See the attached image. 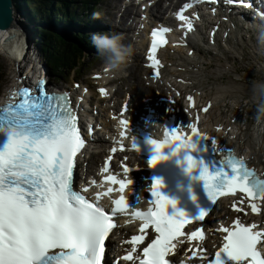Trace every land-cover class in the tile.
<instances>
[{"label":"snow or ice","instance_id":"1","mask_svg":"<svg viewBox=\"0 0 264 264\" xmlns=\"http://www.w3.org/2000/svg\"><path fill=\"white\" fill-rule=\"evenodd\" d=\"M179 19L187 22L189 32L193 30V23L183 15V10ZM168 31L161 28L151 33L148 59L153 68L160 65L156 53L158 47L167 43L165 33ZM100 91L106 94L104 89ZM187 99L194 103L191 95ZM209 107L203 111L207 112ZM188 127L192 132L190 136L184 137L178 134V129H173L165 133L163 141H150L156 153L149 162L151 167L167 158L161 151L165 147L176 145L177 152L195 150L194 135L209 139L198 131L196 124ZM0 137L5 138L0 145V264H105L106 240L117 227L114 217L126 212L130 204L121 196L114 201L115 207L109 213L98 202L99 197L90 201L74 190L75 162L84 140L68 94L47 93L43 81L35 90L22 87L14 91L9 103L0 107ZM212 146L217 151L215 139ZM186 159L189 171L197 166L192 156ZM200 178L205 181L213 205L218 197L239 192L253 201L249 204L253 213L260 211L254 201L264 200V179L232 150H227L219 160L215 174L204 166ZM107 179L118 183L123 192L126 187L123 180L118 181L115 176ZM161 186L160 180L152 184L154 207L133 213L143 222L142 233L151 226L157 235L143 248L142 258L135 255L136 246L144 242L145 235L133 236V247L123 257L125 261L170 264L169 258L176 248L173 242L185 234V226L192 220L183 212L168 214L169 205L175 207V202L161 194ZM207 213L202 212L196 219L202 220ZM256 227V224L245 225L239 218L231 227H223L224 243L214 259L209 258V264H224L222 256L225 254L235 264H264V253L258 248V245L264 248V231H254ZM189 239L202 241L204 233L192 232Z\"/></svg>","mask_w":264,"mask_h":264},{"label":"rangeland","instance_id":"2","mask_svg":"<svg viewBox=\"0 0 264 264\" xmlns=\"http://www.w3.org/2000/svg\"><path fill=\"white\" fill-rule=\"evenodd\" d=\"M75 1H77L79 6L75 5L76 7L72 8V12H73L74 17L76 18L75 21L77 25L78 23L81 25V23L83 22L89 23L90 17L93 15V13H91L90 11V8L92 7V9L95 8L97 10H101L104 13L103 21L101 20L100 21L106 26L112 27L111 34H120L123 37V42L125 44L131 43L132 38L134 37V33L133 31L128 32V30L132 27L131 26L132 22L131 21L128 22V16L133 15L138 19L139 14L141 13L138 6L132 7L131 13L125 14V5H123V3L128 2V0H98L97 4L92 5L89 8V10H87L86 7L85 9L84 7H81L82 6L81 3L83 0H81V2L80 0H75ZM130 1L133 2L135 0H130ZM153 1L154 0H151L152 3ZM178 1L180 0H162V6L164 7V12H168V9L169 11H171V7L175 5ZM87 3L93 4L94 0H89L87 1ZM60 15H61V20L64 21L65 18H62L64 14H60ZM96 15L98 18L100 17V14H96ZM14 19H15L16 24L23 27V29L26 28L29 32L33 34L32 38L30 39V47L25 51L26 52L25 54L27 55V57L24 58L25 63L23 64V60L22 62H20V69L24 68L25 65H33L32 66L33 71H38L37 69H43L46 64L48 65V63H47V60L41 55V52L38 50L39 44L35 43V41L39 43V38L36 36L34 31L31 30L30 28L31 23L28 22V20L22 17L19 13H17L16 10H14ZM83 24L86 25L85 23ZM55 28H57V26ZM90 28L91 26L89 27V29L81 31V34H84L85 40L88 39L89 37L88 32ZM234 34L243 40V45H241L239 48H237L236 46L230 47L224 42V44H222L221 46V43L223 42L221 41L220 46L223 51H226L225 55L228 54L229 56H231V57L226 56L222 64L223 65L227 64L229 66H232L234 70L238 71V74L237 75H232L229 73L225 74L219 68V66L221 67H224V66L214 63V62H210L209 68L206 71V73L208 74L204 75L202 78H206L208 81H212L214 83H220V81H218L216 77L222 74L223 75L222 77L223 79L221 80L222 83H228V82L233 81L234 85L238 86V84L235 83V81L241 82L240 80L243 79L239 75L246 76L247 71L251 69L254 62L263 63V61H259L256 57H254L252 54H248L246 51V47L248 46L247 41L250 35L248 33L239 32V31L235 32ZM33 42H34V45H32ZM143 42H144V39L142 37L138 36L136 38L135 44L137 45H136L135 50L139 56V59H138L139 63L137 64L138 67H131L129 69L127 75H131V77H128V78L125 77L124 79H121L122 83L121 85L120 83H118V85H120V88H119L120 90L118 91L117 94H120V92L122 90H125L126 88L139 85V82H140V85H139L140 88L143 89L144 91L145 90H151V91L155 90L154 88L149 87L147 83L145 84V82L143 81L145 72H143V70L141 69V61H140L141 60L140 53H143L141 50ZM200 48L203 50L204 46L202 45ZM74 52L75 50H73V48H70V50L67 52V59L65 60L64 64L63 62H61V65L63 68L58 69L60 73H58V70H52V68L49 65L46 68L51 73L52 83L54 85L72 89L74 83L78 82L80 83L81 87L80 89L77 90V92H82V87H83L82 85H89L90 83L93 84L97 82L96 80H94V77L97 75V72L99 70L103 69V66H102L101 57L99 55H97V57H92L87 52L88 54L87 59L77 64V66L80 67L81 71L77 73L76 70H70V68L65 69L67 65H70L74 61ZM171 56L176 58V56L172 55V53H171ZM56 58L57 57H52L50 60V62L52 61L53 65H54L53 60ZM219 58L220 57H217L215 61L218 62L217 60ZM83 62H85V64ZM13 69H15V67L13 66L12 60L8 56H6V54L2 52L1 46H0V95H2L4 93L5 88L10 83H12ZM188 70H189V74L187 76L189 75L191 76L192 68H189ZM245 82H242V83H245ZM196 84L202 85V88H204V93L206 94L207 98L213 97L214 88L211 85H208L206 83L198 84V82H196ZM236 94H240V91ZM247 96L248 94L245 97ZM216 114H217V109L214 110L210 114L209 121L211 120L217 121Z\"/></svg>","mask_w":264,"mask_h":264},{"label":"bare ground","instance_id":"3","mask_svg":"<svg viewBox=\"0 0 264 264\" xmlns=\"http://www.w3.org/2000/svg\"><path fill=\"white\" fill-rule=\"evenodd\" d=\"M152 17H153V20L160 21V19L156 15L152 16ZM100 18H102V17L100 16ZM165 19H167L170 22L173 21L171 16H166V17L163 16L162 20L164 21ZM226 24H229V26L227 27ZM218 25H219V28L225 29V32L228 33L227 36L231 35L233 33V30L236 28V25L234 23L222 22L221 20L219 21ZM142 26H143V28H142L141 31H142V34H144V32H145L144 26L145 25H142ZM12 27L8 28L7 30L12 29ZM16 27H18V25ZM251 28L253 29V26L250 24L249 25V29H251ZM0 34H1V36H0L1 50H3L6 54H9L11 56V60H12L13 66L16 67V65L14 64V61H15L14 57H15V53H16V47L15 46L13 47L10 42L7 45H5L6 39L9 36L10 32L7 31V32L4 33L3 29H0ZM19 36H21V35L19 34L18 31H16L15 38L17 39ZM193 37H195V36L193 34L192 35L190 34L186 40L183 41L182 37H181L180 40H178V43H177L178 44V51L175 52L176 61L174 63H173V61L168 60V56H169L168 53L169 52L168 51L165 52V54L163 55L164 59L167 61L168 64L170 62L173 63L172 66L169 67V69L172 70V73H171V75L169 77L164 76L162 74V75H160V77L158 79H154L153 73L149 72V74L151 76V80L153 82H159L160 85H162V87H164L165 89L170 88L171 86H173V83H174V85L179 86L183 91H185L187 89V84L183 83L182 81L178 80L177 78L183 77L186 73L179 72L177 76L174 75V71L177 70V68L182 67L183 64H185V63L188 64L191 68H193L199 75H202V77L204 75L208 74V73H206V71L209 68V63L207 61L199 62V61H196L195 58H194L195 57L194 56V51L192 49L193 46L191 45L190 41H192V43H195L196 45H197V43H196L195 40L192 39ZM232 39L238 40V37H235V38L234 37H232V38L227 37L226 41H230ZM181 42H183V43H181ZM262 45H264V44H262ZM10 46H11V50H12L11 54L8 51V50H10ZM250 46L253 48L252 44ZM255 48H257V47L255 46ZM198 52L205 57V54H204L203 50H201V51L198 50ZM261 52L263 53V48H261ZM208 53H211V52L209 51ZM21 58H23V57L21 56ZM130 59L132 61L137 62L138 61V56H135L133 54ZM208 59H206V60H208ZM222 63H223V60H220L219 61L220 65L228 66L227 64L223 65ZM258 65H264V62L263 63L259 62ZM27 66L29 67V69H31L33 71V68H32L33 65H27ZM35 72H38V71H35ZM47 72L49 73L48 69H47ZM16 73H17V71H13V75L14 76L16 75ZM105 76H106L105 74L101 75V81H103L105 83H108L109 79L106 78ZM195 80H196V78L193 79V81H195ZM203 83H206L208 85H212L213 84L212 81H208L206 78H200L198 80V84H203ZM198 90H200L202 93H204V88H202V85H198ZM84 92L88 96L90 94L92 95L91 92L90 93H88L87 91H84ZM188 93L194 94L191 91H189ZM124 94H125V92L123 91L120 95L116 94V96L120 97V96H123ZM195 94L196 95H201V93H199V92H195ZM79 98L81 99V101H86L88 99V98H86L84 96H81V95L79 96ZM78 105H79V107L81 106L80 103ZM234 105L237 108H245L244 105H243V101L242 100H235L234 102L227 103L226 104V109H228V110L232 109L233 110ZM245 109H248V106ZM209 116H210V114H206L205 119L208 118ZM238 121H239V119H238ZM211 126H213V124ZM250 128H251V125L249 123H247V122L246 123L239 122L237 125L234 126L235 133L239 136L238 142H237V144H235V146H236V149L240 153L245 155L246 154L245 150L247 149V146L244 145L242 147L240 144L242 142L248 143L250 145H255L256 144L258 147L256 148L254 146V148L249 153V156L252 159L253 164L262 167L263 171H264V162L262 161V159L264 158V137H262L259 141L251 140L250 138L252 137V135L250 133ZM238 136H236V138ZM104 144L105 143H103L102 146H104ZM209 220H211V219H209Z\"/></svg>","mask_w":264,"mask_h":264},{"label":"trees","instance_id":"4","mask_svg":"<svg viewBox=\"0 0 264 264\" xmlns=\"http://www.w3.org/2000/svg\"><path fill=\"white\" fill-rule=\"evenodd\" d=\"M75 3V0H14L16 12L31 23L34 33L39 38L38 50L48 61L60 55L66 60L70 48L75 50L76 58L83 60L86 57L83 48L77 45V40L82 38L78 31L82 30L83 26L76 25L74 17H67V14L71 13L70 4L75 8ZM60 14H64L62 18L65 20L57 22L56 19L61 18ZM55 62L58 63L59 60Z\"/></svg>","mask_w":264,"mask_h":264},{"label":"clouds","instance_id":"5","mask_svg":"<svg viewBox=\"0 0 264 264\" xmlns=\"http://www.w3.org/2000/svg\"><path fill=\"white\" fill-rule=\"evenodd\" d=\"M91 42L96 48L97 54L101 57L103 68L112 76L122 71L134 54L133 46L125 44L120 34L93 33ZM258 42L264 44V31L258 34ZM247 84V91L255 106L250 133L254 140L259 141L264 137V65L257 66L254 76L247 81ZM236 87L232 83L214 85V95L212 97L214 102L222 101L229 93H233ZM242 158L246 159L247 155Z\"/></svg>","mask_w":264,"mask_h":264},{"label":"water","instance_id":"6","mask_svg":"<svg viewBox=\"0 0 264 264\" xmlns=\"http://www.w3.org/2000/svg\"><path fill=\"white\" fill-rule=\"evenodd\" d=\"M14 10V0H0V29H3V31L12 26V29H14L16 24L14 19ZM12 29H10V31Z\"/></svg>","mask_w":264,"mask_h":264}]
</instances>
